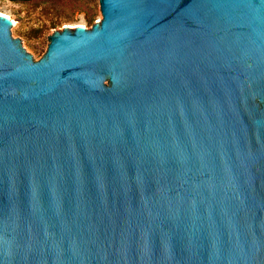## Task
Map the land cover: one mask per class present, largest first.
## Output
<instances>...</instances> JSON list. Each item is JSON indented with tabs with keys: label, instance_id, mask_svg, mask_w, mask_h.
I'll return each mask as SVG.
<instances>
[{
	"label": "water",
	"instance_id": "95a60500",
	"mask_svg": "<svg viewBox=\"0 0 264 264\" xmlns=\"http://www.w3.org/2000/svg\"><path fill=\"white\" fill-rule=\"evenodd\" d=\"M99 1L0 15V264H264V0Z\"/></svg>",
	"mask_w": 264,
	"mask_h": 264
},
{
	"label": "rangeland",
	"instance_id": "374dc122",
	"mask_svg": "<svg viewBox=\"0 0 264 264\" xmlns=\"http://www.w3.org/2000/svg\"><path fill=\"white\" fill-rule=\"evenodd\" d=\"M2 14L13 22L11 37L21 40L35 62L46 53L48 36L54 31H62L63 26L91 29L102 20L99 0H0Z\"/></svg>",
	"mask_w": 264,
	"mask_h": 264
},
{
	"label": "bare ground",
	"instance_id": "6f19581e",
	"mask_svg": "<svg viewBox=\"0 0 264 264\" xmlns=\"http://www.w3.org/2000/svg\"><path fill=\"white\" fill-rule=\"evenodd\" d=\"M3 16H5V17H8L6 14H2ZM75 27V26H74Z\"/></svg>",
	"mask_w": 264,
	"mask_h": 264
}]
</instances>
